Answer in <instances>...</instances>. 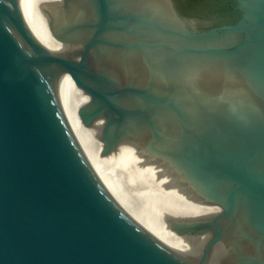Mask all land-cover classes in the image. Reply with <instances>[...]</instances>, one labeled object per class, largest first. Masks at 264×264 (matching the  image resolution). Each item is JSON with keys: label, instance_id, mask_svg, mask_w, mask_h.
I'll return each mask as SVG.
<instances>
[{"label": "water", "instance_id": "obj_1", "mask_svg": "<svg viewBox=\"0 0 264 264\" xmlns=\"http://www.w3.org/2000/svg\"><path fill=\"white\" fill-rule=\"evenodd\" d=\"M235 2L236 22L202 29L238 16L223 0H0V264H243L124 223L64 134L77 116L100 119L102 152L154 156L198 211L178 233L264 244V0Z\"/></svg>", "mask_w": 264, "mask_h": 264}, {"label": "bare ground", "instance_id": "obj_2", "mask_svg": "<svg viewBox=\"0 0 264 264\" xmlns=\"http://www.w3.org/2000/svg\"><path fill=\"white\" fill-rule=\"evenodd\" d=\"M64 134L74 155L96 191L124 223L135 228L138 225L143 228L141 224L144 226V222L148 224V227H144L149 231L160 234L155 237L166 242L188 247V244L182 239L178 231L171 226L175 224L178 226L186 221L189 222L187 216H198V211L196 207H191V201L179 200L173 196L167 173H164V170H162V174L159 171L161 169L152 165V162L140 161L138 163L136 159L140 156H135L137 153L134 154L136 152L133 151L134 146L122 147V142L108 153L102 152L105 149V143L101 137L102 129L99 118L86 125L81 116L72 117L66 123ZM118 168L121 169L120 172H118ZM130 207L138 208V211L141 212L139 213L142 222L137 219L136 215L129 213ZM147 209H152V211L156 209L159 210L158 212H163V214L168 213L171 214L170 216L177 214V217L182 215V217L185 216L186 218L181 219L176 216H174L175 218H168V216L159 220L158 224L155 225L154 218L146 216L149 212L144 213V210L148 211ZM160 213L159 216L163 215ZM199 220L200 218H196L192 222ZM227 241L224 244L226 245L227 243L230 248L233 247L235 241L232 240L234 243H231L229 238ZM239 244L243 246L242 248L250 249L249 247H253L254 252L250 253L247 250V253L244 250L242 253L240 252L243 257L241 256V259L234 258L233 261L243 264H260L261 255L264 254L263 243L256 245L245 241H237V249ZM188 248L193 249L190 246ZM220 249L222 250V247Z\"/></svg>", "mask_w": 264, "mask_h": 264}, {"label": "rangeland", "instance_id": "obj_3", "mask_svg": "<svg viewBox=\"0 0 264 264\" xmlns=\"http://www.w3.org/2000/svg\"><path fill=\"white\" fill-rule=\"evenodd\" d=\"M132 146H134L133 148H134V150L133 151H136V152H134V154L135 153H137V154H135V156H140V157H138L137 159H136V161L139 163L140 161H144V162H146V163H151L152 165H155L156 167H158L159 169H161V170H159V171H161V173L163 172L162 170V168H160V166L159 165H157V162H156V160H155V158H154V156L153 155H150V154H147V153H142L141 151H138V150H136V145H132ZM142 155V156H141ZM144 155V156H143ZM149 159V161H148V159ZM141 158V159H140ZM142 158H144L143 160H142ZM153 158V159H152ZM140 159V160H139ZM147 159V160H146ZM154 161V162H153ZM118 172H120V170L121 169H119L118 168ZM122 172H123V170H122ZM164 173H166L165 171H164ZM163 174V173H162ZM190 202V201H189ZM191 204V203H190ZM131 209V210H130ZM130 209L128 210L129 211V213L131 212L132 214H134V215H136V217H137V219H139V221H141V218H140V211H138V208L136 209V207H130ZM133 209V210H132ZM135 210V211H134ZM148 210V209H147ZM155 210V211H154ZM138 211V212H137ZM145 212V214L146 213H148V215L146 214V216H151L150 218H154L153 220H154V224L156 225V224H158V222H159V220H161V219H163V218H165V217H168V218H175L174 216H176L177 217V214L176 215H174V216H170L171 214H166V213H164L163 214V212H158L159 210H156V209H153V211H152V209H150V210H148V211H146V210H144ZM135 212H137V213H135ZM140 212V213H139ZM152 212V213H151ZM155 212V213H154ZM157 212V213H156ZM139 213V214H138ZM159 213L160 214H163V215H160L159 216ZM143 214V213H142ZM152 214V215H151ZM157 215H158V217H157ZM153 216V217H152ZM187 216V215H186ZM186 218L185 216H183L182 217V215L181 216H179L178 215V217L177 218ZM187 218H188V221L189 222H187L186 221V223H189V224H191L192 223V220H194V219H196V218H199V215L198 216H196L195 215V217L194 216H187ZM190 218V219H189ZM191 221V222H190ZM142 222V221H141ZM143 224H144V226H146V227H148V224H146V223H144L143 222ZM184 224V223H183ZM185 225V224H184ZM188 225V224H187ZM141 226L143 227V228H140V226L138 225V227H139V229H141L142 231H144V232H147L148 234H150V235H152V236H159L160 234H157V233H153V232H151V231H149L146 227H144L142 224H141ZM137 227V228H138ZM179 233H180V236L182 237V239L183 240H185V242L188 244L187 246L189 247H192L194 250H207V251H209V252H211V254L213 255V254H215V253H217V254H219V252H220V254H219V257H222V258H225V259H229V260H233L234 258H240L241 259V256H242V252L245 250L246 252H247V250H248V252H254V248L253 247H249L250 249H248V248H242L243 246L242 245H238V249L236 248V243H237V241H245V242H248V243H254V244H260L261 242L259 241V240H244V239H231V243H234V241H235V243L233 244V247H231L230 248V245L229 244H227L226 243V245L224 244L225 242H228L227 240H228V238H222V237H217L218 235L214 232V231H211V230H207L206 229V232H203V230H191V229H187V228H181L180 230H179ZM162 235V234H161ZM232 240H234V241H232ZM219 243H220V245H219ZM224 246V247H223ZM187 247V248H188ZM222 247V250L220 249ZM241 248V249H240ZM240 250V251H239ZM251 250V251H250ZM213 252H215V253H213ZM241 252V253H240ZM247 252V253H248ZM243 257V256H242ZM243 259V258H242Z\"/></svg>", "mask_w": 264, "mask_h": 264}, {"label": "flooded vegetation", "instance_id": "obj_4", "mask_svg": "<svg viewBox=\"0 0 264 264\" xmlns=\"http://www.w3.org/2000/svg\"><path fill=\"white\" fill-rule=\"evenodd\" d=\"M171 1L173 3V0H171ZM223 1H224V9L226 11H228V12L235 13L238 17H236L235 19H233L231 21H227V22H224V23H220V24H217V25H214V26H208V25L206 26V25H204L202 29H204V28H211V27H218V26H222V25H226V24H231V23L236 22L239 19V11L236 8V2H235V0H223ZM173 6H174V3H173Z\"/></svg>", "mask_w": 264, "mask_h": 264}]
</instances>
